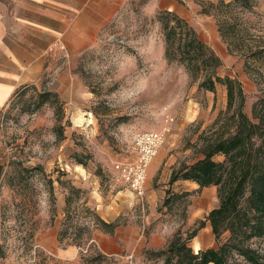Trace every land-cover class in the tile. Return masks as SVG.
<instances>
[{"label":"rangeland","instance_id":"rangeland-1","mask_svg":"<svg viewBox=\"0 0 264 264\" xmlns=\"http://www.w3.org/2000/svg\"><path fill=\"white\" fill-rule=\"evenodd\" d=\"M212 1L218 0H180L177 12L222 58L220 74L242 81L252 117L264 97V59L229 51L216 18L202 12ZM254 3L245 17L261 39L264 0ZM161 10L143 0L125 3L88 48L56 54L42 81L6 108L0 120V264H164L152 251L166 248L178 232L187 237L218 205L216 186L170 179L181 164L202 157L200 135L227 109V88L200 89L183 65L166 59ZM42 91L57 100L41 102ZM143 131H166V140L140 198L115 164L136 160L135 137ZM72 185L81 189L71 206L75 221H85L88 206L116 224L113 232L90 226L82 244L70 242L74 234L60 239ZM215 244L209 222L190 241L196 253Z\"/></svg>","mask_w":264,"mask_h":264},{"label":"trees","instance_id":"trees-1","mask_svg":"<svg viewBox=\"0 0 264 264\" xmlns=\"http://www.w3.org/2000/svg\"><path fill=\"white\" fill-rule=\"evenodd\" d=\"M255 6L254 0H218L202 12L216 18L230 52L244 51L249 58L260 60L264 59V38L254 37L245 17ZM157 19L164 35L166 59L183 65L200 89L215 91L219 84L225 85L228 105L200 135L202 157L181 164L170 179L171 184L183 179L196 182L200 188L216 186L218 205L187 237L178 232L166 248L152 254L162 257L164 264H264V97L255 102L251 117L245 110L247 94L242 81L220 74L222 58L197 29L176 11L161 10ZM40 98L46 102L58 97L42 91ZM80 192V188L71 186L62 222L65 225L59 233L61 240L74 234L70 242L78 245L90 234V226L107 232L116 228L114 222L106 221L88 206L87 215H82L85 221H75L71 206ZM207 222L216 244L196 253L190 241Z\"/></svg>","mask_w":264,"mask_h":264},{"label":"crops","instance_id":"crops-1","mask_svg":"<svg viewBox=\"0 0 264 264\" xmlns=\"http://www.w3.org/2000/svg\"><path fill=\"white\" fill-rule=\"evenodd\" d=\"M135 1L0 0V120L24 88L42 81L52 57L82 53L121 6ZM143 1L182 12L180 0Z\"/></svg>","mask_w":264,"mask_h":264},{"label":"built area","instance_id":"built-area-1","mask_svg":"<svg viewBox=\"0 0 264 264\" xmlns=\"http://www.w3.org/2000/svg\"><path fill=\"white\" fill-rule=\"evenodd\" d=\"M166 140V131H143L135 137L137 158L134 161L117 162L115 168L125 183L140 198L146 193V180L152 159Z\"/></svg>","mask_w":264,"mask_h":264},{"label":"bare ground","instance_id":"bare-ground-1","mask_svg":"<svg viewBox=\"0 0 264 264\" xmlns=\"http://www.w3.org/2000/svg\"><path fill=\"white\" fill-rule=\"evenodd\" d=\"M198 251H199V250H198ZM198 251H197V252H198Z\"/></svg>","mask_w":264,"mask_h":264}]
</instances>
